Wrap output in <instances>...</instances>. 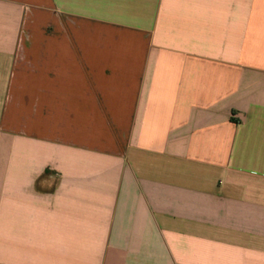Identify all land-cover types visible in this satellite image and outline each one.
Listing matches in <instances>:
<instances>
[{"label": "crops", "instance_id": "obj_1", "mask_svg": "<svg viewBox=\"0 0 264 264\" xmlns=\"http://www.w3.org/2000/svg\"><path fill=\"white\" fill-rule=\"evenodd\" d=\"M0 264H264V0H0Z\"/></svg>", "mask_w": 264, "mask_h": 264}]
</instances>
